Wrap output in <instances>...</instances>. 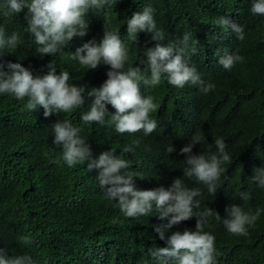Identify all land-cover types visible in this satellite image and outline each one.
I'll return each instance as SVG.
<instances>
[{
  "label": "trees",
  "instance_id": "obj_1",
  "mask_svg": "<svg viewBox=\"0 0 264 264\" xmlns=\"http://www.w3.org/2000/svg\"><path fill=\"white\" fill-rule=\"evenodd\" d=\"M253 0H110V6L90 9L85 16L89 28L84 37H74L56 54L43 56L28 31L25 14L5 16L6 0H0V25L7 33L16 32L20 42L15 49L2 50L0 64L21 63L34 75L43 76L48 65L57 74L68 71L70 85L86 86L84 105L69 112L44 116V109L29 111L27 97L18 100L11 94H0V248L9 256L29 255L34 264H158L151 249L168 247L166 241L175 232L196 230L198 213L207 208L218 213L207 216L203 230L216 237L219 256L217 264H264V189L252 181L255 170L264 168V16L251 14ZM151 7L157 28L167 38L162 45L192 34L199 43L197 53L190 55L206 83L215 89L203 93L199 86L186 84L174 87L162 78L160 84L144 86L141 94L151 96L157 105L150 118L157 128L147 137L143 131L118 133L114 126L92 122L84 124L83 114L94 98L87 96L107 79L110 66L101 63L96 69L81 65L72 58L76 49L89 40L98 43L103 38L104 25L120 36L128 50V67H140L150 76L142 63L147 47H154L151 35L139 33L137 42L127 34V21L133 12ZM226 17L244 27L245 39L240 41L229 29L217 24ZM225 54H239L244 63L231 71L219 64ZM109 113L115 109L107 105ZM68 120L81 128L80 136L91 145L94 155L112 150L126 160L125 170L135 176L137 190L169 188L181 178L188 188H198L199 202L193 208L194 217L173 225L160 240L155 227L166 225L155 210L147 215L125 216L118 202L107 198L100 187L95 171L87 170V162L68 167L62 160V150L53 143L52 127ZM195 133H202L206 143L197 144L193 154L216 151L215 140L223 138L230 160L218 181L216 194L194 177L183 175L185 155L180 149L187 146ZM171 144L176 149L169 153ZM131 146L132 152H124ZM59 160V163L54 161ZM249 193L247 201L240 192ZM241 206L245 211L261 209L260 218L249 228V236L228 233L223 220L227 208ZM31 242H22L29 236Z\"/></svg>",
  "mask_w": 264,
  "mask_h": 264
},
{
  "label": "clouds",
  "instance_id": "obj_2",
  "mask_svg": "<svg viewBox=\"0 0 264 264\" xmlns=\"http://www.w3.org/2000/svg\"><path fill=\"white\" fill-rule=\"evenodd\" d=\"M110 6V0H6L7 11L5 16L19 14L27 8L25 14L29 33L38 45L36 51L43 56L56 54L62 50L74 37H84L88 33L89 25L85 16L90 9H101ZM253 16H264V0H253L251 7ZM154 10L149 6L142 12H133L127 21V34L137 42L139 33L151 35V41L156 42L154 47H147L142 61L150 71V76L142 74L140 67H128V50L124 47L120 36L114 30L104 25L103 38L99 43L89 40L77 48L72 58L81 65L96 69L101 63L110 66L106 73L108 79L99 87L92 88L87 96L94 98L89 105V110L82 115L84 124L98 123L105 125L106 117L108 126H114L118 133H136L143 131V137L151 134L157 128V121L150 118V113L155 111L157 105L151 96L141 94V83L144 86L160 84L162 78L174 86L183 88L186 84L199 86L207 94L215 89L213 83H206L194 65L190 64V55L197 53L196 44L192 34L185 33L181 38L162 45L167 34L163 29L157 28L153 16ZM217 24L229 29L240 41L245 39L244 27L234 23L226 17H220ZM19 35L16 32L9 35L4 25H0V57L2 50L15 49L19 44ZM244 63V57L239 54H225L219 59V64L231 71L236 64ZM47 74L34 75L33 72L21 63L0 64V94H11L21 100L27 97L25 108L35 111L44 109L47 118L54 113L69 112L84 105L83 94L86 86L70 85V74L62 71L57 74L56 69L49 64ZM115 109L111 114L107 105ZM53 143L62 150V160L68 167L87 162V170L97 173L96 179L104 190L107 198L118 202L120 211L127 217L147 215L153 210L159 213V218L168 219L166 225L155 227V232L160 240L165 239V233L173 225L187 221L194 217L193 208L199 207V202L194 198L200 195L198 188H188L181 178L173 180L171 186H163L152 190H137L134 183L135 176L125 170L129 167L126 160L115 155L112 150L103 151L94 155L91 145L81 138V128L75 127L68 120H60L53 127ZM206 137L202 133H195L187 146L180 149V154L185 155V168L183 175L195 178L207 186L209 193L215 195L218 181L224 172L222 165L230 160L225 151L226 144L223 138L215 140L216 151L211 154H193L197 144H205ZM124 152H132L131 146L125 147ZM167 151L171 154L176 151L171 144ZM59 163L60 161H54ZM252 181L264 189V168L256 169ZM239 197L247 201L249 193L240 192ZM228 218L223 220L228 233L236 236H249V228L254 227L260 218L261 209L254 212L245 211L241 206H231L226 209ZM196 230H185L183 233L175 232L168 237V247L151 249V256L158 264H217L216 257L220 255L216 249V237L203 230L204 220L207 216L218 213L207 208L197 214ZM23 243L31 242L29 236H22ZM0 264H34L29 255L9 256L6 249L0 248Z\"/></svg>",
  "mask_w": 264,
  "mask_h": 264
}]
</instances>
